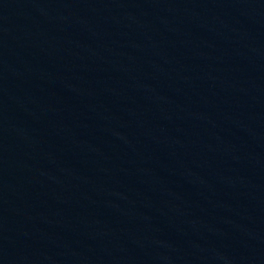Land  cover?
Segmentation results:
<instances>
[{
    "label": "water",
    "instance_id": "water-1",
    "mask_svg": "<svg viewBox=\"0 0 264 264\" xmlns=\"http://www.w3.org/2000/svg\"><path fill=\"white\" fill-rule=\"evenodd\" d=\"M0 264H264V0H0Z\"/></svg>",
    "mask_w": 264,
    "mask_h": 264
}]
</instances>
